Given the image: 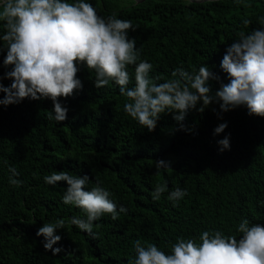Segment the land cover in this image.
<instances>
[{
	"label": "trees",
	"instance_id": "trees-1",
	"mask_svg": "<svg viewBox=\"0 0 264 264\" xmlns=\"http://www.w3.org/2000/svg\"><path fill=\"white\" fill-rule=\"evenodd\" d=\"M84 0L97 14L132 23L129 38L136 41L140 60L152 64L150 77L162 83L178 67L197 73L201 66L220 77L208 82L210 95L228 83L221 69L226 49L238 39L264 27V0ZM75 2V0H67ZM250 21L245 27L243 21ZM4 23H0V84L10 87L6 73ZM139 62V61H138ZM82 88L59 103L67 118L58 122L50 99L0 105V264H131L134 242L155 244L166 254L178 238L195 239L205 231L241 238L244 219L264 226V117L251 116L246 106L222 112L213 101L203 112L190 109L181 123L166 112L149 132L125 111L126 98L114 82L95 87V73L78 65ZM135 83V66H129ZM5 94L0 92V99ZM54 116V113H51ZM225 130L215 134L220 124ZM227 137L230 148L218 141ZM170 170L157 175L156 161ZM14 167L20 186L9 183ZM53 171L89 177L86 190L97 184L110 199L127 209L116 220L106 214L93 223L92 234L68 223L84 218L81 209L65 205L66 182L45 183ZM167 185L159 200L152 193ZM187 195L168 196L175 189ZM65 220L56 235L61 240L53 255L37 231L45 223Z\"/></svg>",
	"mask_w": 264,
	"mask_h": 264
},
{
	"label": "clouds",
	"instance_id": "clouds-1",
	"mask_svg": "<svg viewBox=\"0 0 264 264\" xmlns=\"http://www.w3.org/2000/svg\"><path fill=\"white\" fill-rule=\"evenodd\" d=\"M0 21L4 22L6 42L5 66H12L6 78L12 81L10 87L0 84L5 94L0 105L8 106L26 98L50 99L54 116L49 118L63 122L67 108L59 98L70 97L81 89L77 79L78 65L83 64L95 73V87L103 88L114 82L119 86L120 95L125 97L124 111L149 132L155 130L160 116L166 112L175 113L173 119L181 123L190 109L203 112L213 101H219L222 112L246 106L251 116L264 117V27L250 33L240 31L238 39L225 51L221 69L228 83L222 84L215 96L210 95V80L219 81L209 68L201 66L197 73H190L182 67L172 72V78L158 83L159 76L150 77L152 64L140 60L136 41L129 38L132 23L116 18L107 19L97 14L96 9L84 0H0ZM264 24V18L260 21ZM250 21L245 19V27ZM139 61V62H138ZM129 66H135V83L129 87L132 77ZM227 124H220L215 134L222 133ZM221 150L230 148L227 137L218 141ZM157 175L161 170H170L163 160L156 161ZM9 183L20 186L15 179L19 173L9 168ZM48 185L66 182L63 195L65 205H74L82 210L84 218L72 217L68 223L92 234L93 223L108 214L113 220L127 209L120 207L109 198L110 193L97 184L86 190L87 175L77 176L68 171H53L44 177ZM167 191V185L157 184L152 193L153 200H159ZM187 195L182 189L170 192L168 199L178 201ZM65 220L45 223L37 236L45 238V250L53 255L61 249L53 245L61 240L56 235L65 227ZM241 238L225 236L220 231H205L195 239L178 238L166 254L155 244L134 242L135 258L131 264H264V226L251 224L244 219L238 225Z\"/></svg>",
	"mask_w": 264,
	"mask_h": 264
},
{
	"label": "rangeland",
	"instance_id": "rangeland-1",
	"mask_svg": "<svg viewBox=\"0 0 264 264\" xmlns=\"http://www.w3.org/2000/svg\"><path fill=\"white\" fill-rule=\"evenodd\" d=\"M127 3H131L132 1L131 0H126ZM0 23H4L3 21H0Z\"/></svg>",
	"mask_w": 264,
	"mask_h": 264
},
{
	"label": "water",
	"instance_id": "water-1",
	"mask_svg": "<svg viewBox=\"0 0 264 264\" xmlns=\"http://www.w3.org/2000/svg\"><path fill=\"white\" fill-rule=\"evenodd\" d=\"M143 1H145V0H143ZM191 1H193V2H199V0H191Z\"/></svg>",
	"mask_w": 264,
	"mask_h": 264
}]
</instances>
